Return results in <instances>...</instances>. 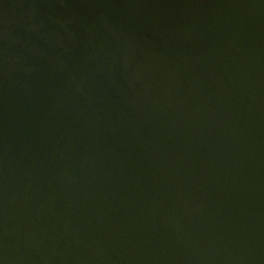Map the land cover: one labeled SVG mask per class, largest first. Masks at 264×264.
Here are the masks:
<instances>
[{"label": "water", "instance_id": "water-1", "mask_svg": "<svg viewBox=\"0 0 264 264\" xmlns=\"http://www.w3.org/2000/svg\"><path fill=\"white\" fill-rule=\"evenodd\" d=\"M0 264H264V0H0Z\"/></svg>", "mask_w": 264, "mask_h": 264}]
</instances>
